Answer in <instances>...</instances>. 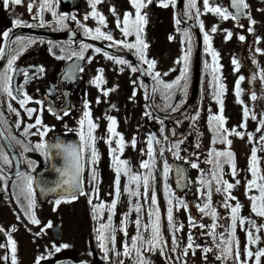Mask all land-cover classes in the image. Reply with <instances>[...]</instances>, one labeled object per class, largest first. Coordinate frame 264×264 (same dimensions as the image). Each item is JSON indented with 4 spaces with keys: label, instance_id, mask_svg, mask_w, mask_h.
<instances>
[{
    "label": "flooded vegetation",
    "instance_id": "flooded-vegetation-1",
    "mask_svg": "<svg viewBox=\"0 0 264 264\" xmlns=\"http://www.w3.org/2000/svg\"><path fill=\"white\" fill-rule=\"evenodd\" d=\"M166 2L169 4L168 7H164L161 0H151V3H147L145 0L146 7L141 10V14L146 15L147 18L142 34V38L147 44L144 56L148 61H155L156 68L162 66V70H156V73L160 74L158 78L155 77V69L149 68V65L140 59V53L136 49H128L123 44L114 43L115 41L136 42L135 34L127 37L123 35L122 23L119 27L117 26V20L122 21L127 13H132L134 18L136 10L131 0H101V3L96 5L95 11L105 17L103 25L99 23L98 18L92 16L91 0H68L65 4L62 3V0H50L53 5L52 11L45 9L43 12L39 7L43 0H22L21 4L16 5L17 9L14 7V10L11 6L9 12L0 13V50L5 53L4 57L0 58V73L7 69L11 56L17 57L13 64L16 71L9 73L12 76L11 87L16 99H12L0 91V166L2 167V169L0 168V261L3 264H13L12 245L9 237L16 244V264H24L20 249L25 235L35 236L39 243V240H44V227L48 222L52 224V227L48 229L53 237L61 241L65 231L63 224H59L56 220L63 207L68 208L81 204L89 209V216L92 217L94 212L96 219L91 223L92 232L94 236L96 230L98 238L97 229L102 224L100 216L103 211L107 210V207L105 206L106 210L103 209L102 213L98 215L95 206L106 202V194L103 191L107 184V173L112 177L116 173V170L113 169L115 168L114 155L121 160L133 161L136 158L139 139L138 121L142 122L140 140L142 139V130L151 128V132L157 136L165 151V148L172 146V142H174L171 141V134H176V129L180 126L190 125L194 116L199 113L203 101L201 85V106L192 117L191 111L183 118L170 123L155 116L149 101L150 82L141 75L138 67L141 65L146 77L153 81L155 91L153 89L152 103L159 112L171 114L188 103L192 86L189 98L186 100L188 89L184 85L187 83V79H181L179 85H175V80H170L174 67L171 68L169 63L171 57L165 56V53L167 46L173 44L170 42L174 38L171 32L175 29H190L196 40L194 59L189 62L191 48L189 38H186L185 43L181 46L182 53H177L173 63L174 66L177 63L178 67L184 65L182 59L190 49L189 69L186 76L190 75L193 69L194 77L197 36L189 24H183L180 17L173 14L171 0H166ZM29 5H32L31 11H29ZM112 9L115 11L113 12ZM197 11L195 7L192 12L195 18H187L194 21L200 28L202 15L200 12L197 15ZM53 12L56 13L55 16L52 14ZM59 16L65 17L64 25L57 23ZM85 16L88 18L85 19ZM41 19L43 24H41ZM17 20L21 21L19 25L16 23ZM97 27L104 33L111 34L113 41L103 38L94 39ZM22 29L32 33L19 34L10 39L12 33ZM85 29L92 31L90 34H86ZM4 32L8 33V39L4 37ZM83 45L90 46L83 50V58L72 55L73 52L79 53ZM96 48L101 51L96 52ZM210 51L209 59L211 60ZM159 54L161 57H155ZM117 59L126 60L128 63L118 64L116 63ZM204 59L205 56L202 58V62ZM133 67L138 70L133 72ZM209 67H211V61ZM40 68L43 69L42 72L39 71ZM69 70L72 72L70 78L67 75ZM100 70H103V81L98 85L96 78L101 75ZM24 71H27V76L24 75ZM161 81L175 86L172 89H165ZM17 88L21 89L19 93L16 91ZM25 93L31 99L22 106L19 101L25 98ZM28 109L36 111L29 115ZM85 112L91 113V120L97 125L93 135L95 136L98 159L94 164L91 162V148L85 147L80 135V121L84 119ZM109 117L116 120V132L123 136L124 148L122 152L119 151V136H113L109 132L111 126ZM187 117H189L188 120H186ZM37 119H40L42 123L36 124ZM83 130L87 133L86 123ZM5 139L9 140L16 149L19 162L10 152ZM58 139V145L84 149L82 152L84 164L81 174L83 186L81 192L84 194L79 193L75 200H72L71 196L50 198L43 204L36 196L34 182L36 175L51 165L49 143ZM133 140L135 141L134 145ZM39 144L47 145V147L38 148ZM113 149L117 151L113 153ZM5 156L9 163H5ZM63 159L68 161V154ZM93 171L95 179H93ZM13 173H17V175L9 176ZM28 177L32 178L31 192L27 189ZM124 177L126 178L127 175ZM88 191H91L92 195L90 198H84ZM57 200L61 201L59 205L56 204ZM30 201L34 202L31 207ZM10 203L14 213L12 220L8 221L5 211L11 208ZM31 215H34L40 223H32ZM46 218H49V221ZM53 219L55 221H52ZM112 225L116 229V223L111 221V228L106 231V236H113ZM87 227L88 225L85 224V228ZM93 227H95L94 230ZM55 231H60V236L56 237ZM111 240L109 238L103 242L99 241L106 247L109 246L120 261L123 255L118 251L120 243L116 248L114 243L110 244ZM56 257L58 258L50 261L41 258L35 259V263L54 264L58 260L70 258L76 262L102 264L97 260L74 259L66 254H59Z\"/></svg>",
    "mask_w": 264,
    "mask_h": 264
},
{
    "label": "rangeland",
    "instance_id": "rangeland-1",
    "mask_svg": "<svg viewBox=\"0 0 264 264\" xmlns=\"http://www.w3.org/2000/svg\"><path fill=\"white\" fill-rule=\"evenodd\" d=\"M245 1L248 5V17L246 20L237 22L236 19H232L231 16L228 19H222L219 15L208 12L204 7V0H195V7L201 13V22L204 25L203 32H201L202 37L204 38L205 33L211 37V60L209 59V46L208 43L205 42V39L204 47L206 46V48H203V55L205 56L203 61L204 65L201 60L202 75L200 85L203 95L202 106L199 113L194 117L193 129L190 128L191 130L186 137L175 141L176 143H174L173 146L165 148V151L163 150V145L159 143L157 136L151 132V128H144L142 130V139L140 140L139 134L142 122L138 121L139 139L137 142V156L133 161L126 159L122 160L127 161L130 174H138L142 177L145 175L149 176L148 188L145 189L143 182L141 181V186L139 188L140 194L138 196L130 195L128 189L131 188L132 191H135L136 185H130L128 176L125 178L123 174H120V195L117 199L115 195L117 173H115L114 177L107 173V184L103 191L104 194H106V202L104 205L107 207V210L105 207L104 209L106 211H103L100 216V218H102L101 223H108L109 220L116 223V229L114 225H112L114 230L113 236L115 237L114 240H111L110 244L114 243V247L117 248L118 243H120L118 251L123 254L124 244L127 243L130 249V254L127 256L123 254L119 261L118 256H115L109 246L107 247L108 251L105 253V249L101 247V242L97 238L96 230L94 236L92 232L91 223L93 220L95 221L96 215L93 212L92 217L89 216V209L85 205L81 206V204H76L71 207L69 206L68 208L63 207L58 213L59 218L56 221L59 224H63L65 231L61 241L53 237L48 229L49 227H47L49 222L44 227V240H39V243L35 236L25 235L21 244L22 248L20 249L22 251L21 255L24 264H36L35 259L39 258L50 261L58 258L56 256L59 254L70 255L78 260H97L102 262V264H118L119 262L120 264H139L140 260L147 261V264H171L173 260L168 256V243L165 245V252H161L158 251L157 248L150 250V245L137 241V247L140 249V255L138 256L136 249L132 248V242L138 232L141 233L145 239L150 238V230L144 231L143 228H140L139 231L134 222L137 219H140L142 225H150L154 217L150 216L149 213L156 210L159 211L161 217V234L164 233L165 227L162 226V222L164 216L167 218V211H163L166 207L167 209L169 208L168 200L171 198L174 203L177 197L174 190L169 188L168 185V175L172 176V164L178 159L177 154L180 157L179 159L188 162L190 171L193 172H191L190 189L188 194L181 198L178 196L180 202H184V205L187 207H184L178 202L176 205L178 210H172V223L175 225V234L186 238L187 245L191 242L192 248H186L187 255H191L189 261L178 260L175 264L218 263V260L214 257L213 259L210 258V251L205 252L204 250L209 249V247L213 249L214 245H212L213 243H211L212 241L210 238L214 236L211 235L210 237L209 234L213 231L215 233V238L219 241L218 246H223L225 240L233 239L231 209L230 207L224 209V207L220 205L221 200L223 205L225 203H228L231 206H235L237 203L240 205L239 219L237 220L238 227L234 230V233L237 234V240L234 236L232 249L235 254L237 253V250L239 251V257L241 261L243 260V264H255L256 257L253 256L249 259L245 250L246 248H250L253 253L259 250H264V217L253 212V201L250 197L259 195V192L258 189L255 188L249 191L247 183L256 179L252 176L250 170L253 150H255L257 156L259 173L260 175H264V127H262V123H264V79L260 78L264 75V2L258 3L254 0ZM179 2L180 0H171V10L175 16H179ZM10 6L11 4L8 6L5 4V0H0V13L9 12ZM209 6L226 8L232 15L228 0H209ZM195 7H190L189 0H184V17L195 18V15L192 13L193 10H195ZM187 19L189 20V18ZM253 21H255V23H253ZM192 22L198 26L194 21ZM214 26L217 30L212 32L211 29ZM199 29L201 31L202 28L200 27ZM229 32L232 34L231 38H228ZM185 33H188V35L186 36ZM171 35L174 36V38L170 40L173 44L167 46L165 56L171 57L169 63L171 68L174 67L170 80L177 81V79L184 74V65L178 67L176 63L174 66V58L177 57V53H182L181 46L185 43L186 38H189L191 48L189 62H192L194 59L196 40L190 29H175L171 32ZM241 35L245 37L244 40L239 39ZM212 51L219 54L216 60L213 59ZM157 56L161 57L160 54L155 57ZM233 60L238 62V68L236 64L233 63ZM210 61L211 67H209ZM214 67H218L219 69V71L215 73V76L217 77L215 80L213 79ZM154 69L156 73V70H162V66L160 65L159 68L154 66ZM192 77L193 69L191 74L186 76V87L188 89L186 92V100H188L190 95ZM240 77H243L244 79L241 80ZM238 83L240 89L239 95H237ZM220 85L224 86L222 91ZM253 93L256 95L255 100L251 98ZM220 101L223 102V116L225 118L224 128L228 129L229 132L234 130L242 134V138L237 135L226 136L227 140H231V145H228L227 143L214 144V141H217L215 135L216 132L214 131L215 122L210 121V118L213 115L220 114ZM245 108L248 109L247 117L244 116ZM245 124L246 126H244ZM242 127L249 128V133L244 135ZM151 137H155L152 143L153 153L151 157L154 159L155 163L154 166L150 167V170L144 169L140 165L142 162L150 160L148 141ZM177 144L179 145L178 149L175 147ZM214 151H231L234 154V162L236 165L235 176L232 175L231 163L227 164L225 161H222L224 160V157H221L220 160L223 163L221 180L234 185L230 191L231 197H235V199L229 198L228 193L225 191H223L225 196H222L219 193L221 191H216V187L211 195V203L213 204V209H215L217 213V217L216 219H210L205 216L204 213L200 212L197 206L189 203L188 199L197 202V198L203 195L201 193H205L209 190L208 184H201L200 181L201 179L210 181L209 179H206V175L212 171L207 169V167L209 168L211 166L207 161L210 159L214 160L213 155H211ZM160 152L162 153L164 162L168 166L167 176H165V169L162 170L160 174H157L154 169L159 161ZM193 163L198 164V167L193 168ZM213 163L215 167V161ZM111 168L112 165L110 170ZM113 169L115 170V168ZM237 181H239V183H237ZM257 182L264 183V181L260 180H257ZM160 183L166 184L164 188L165 190L162 194H159L158 191L159 186L157 184ZM224 187H226V185L222 184V189ZM184 194L179 195L181 196ZM91 195L92 192L88 191L84 198H90ZM153 197H155V203H153ZM113 202L116 203V208L110 210V205ZM215 203L218 207L215 206ZM163 204H165L166 207H164ZM136 206H140L139 212L135 211ZM222 211L227 213L225 217H222L224 215ZM5 213L8 221H11L14 213L12 204L11 208L5 211ZM220 213H222V216ZM178 215H180V217ZM125 217H127L126 222ZM46 219L49 221V218ZM52 221L55 220L53 219ZM241 221H243V223H241ZM85 224L88 225L87 228H85ZM193 224H195V227ZM213 224L216 225L214 230L211 227ZM97 225L99 226V223H97ZM181 225H183V228L180 227ZM200 225H204L205 227L202 228ZM125 228L127 234H125ZM257 228L259 231H257ZM94 229L95 227H93V230ZM248 231H252L255 237H259L256 244H250L248 242ZM185 232H187L188 235H185ZM189 237H191V241L189 240ZM222 239L223 244L221 245ZM65 245L67 247H65ZM57 247L60 248V251H56ZM211 260L214 262L211 263ZM0 264L3 263L0 261ZM260 264H264V257H260Z\"/></svg>",
    "mask_w": 264,
    "mask_h": 264
},
{
    "label": "snow or ice",
    "instance_id": "snow-or-ice-1",
    "mask_svg": "<svg viewBox=\"0 0 264 264\" xmlns=\"http://www.w3.org/2000/svg\"><path fill=\"white\" fill-rule=\"evenodd\" d=\"M14 3L16 5H19L22 3V0H5V4L7 5V3ZM101 3V0H91V4H92V8H93V12H92V16L98 18L99 23L100 24H105V17L100 14L99 12L95 11L96 5ZM132 5L135 8V16L133 18V14L132 13H127L125 14L124 18L122 21L117 20V26L119 27L120 24H123V27L121 28V31L123 33V35L125 37L130 36L135 34L136 36V42L135 43H125L124 41H115L114 43L117 44H123L124 47L128 48V49H136L139 53H140V59L149 65V68H154L155 66V61H148L145 56H144V50L147 48V44L144 42L143 38H142V34H143V29H144V25H146L147 23V18L146 15H142L141 14V10L146 7V3L145 0H131ZM147 3H151V0H147ZM161 3L164 7H168L169 4L168 2H166V0H161ZM230 4L231 7L236 9L237 11H239L241 8H247L248 5L245 3V0H230ZM189 5L190 7H195V0H189ZM41 12H43L45 9H47L48 11H52V7L53 5L50 3V0H43V3L39 6ZM204 7L208 12H212L215 13L217 15H219L222 19H228L230 16L232 19H236V16H232L231 13L228 12V10L226 8H222L219 6L216 7H210L209 6V0H204ZM32 9V5H29V11H31ZM112 11L114 12L115 9H112ZM54 16L56 15L55 12L52 13ZM197 15H199V11H197ZM88 17L85 16V19H87ZM72 19H75V17H72ZM65 22V17L64 16H59L57 19V23H59L60 25H64ZM179 23V21H177ZM16 23L19 25L21 23V21L17 20ZM253 23H255V21H253ZM41 24H43V20L41 19ZM29 27H31V25H28ZM203 23L201 22L200 27L203 28ZM217 29L214 26L211 31L215 32ZM91 29H85L86 34H90L91 33ZM4 37L6 39H8V33L4 32L3 33ZM185 35L187 36L188 33H185ZM231 33H228V38H231ZM94 39H106L108 41H113V37L111 34H107L104 33L103 31H101V29L99 27H97L95 29V36L93 37ZM204 39L205 42L208 43L209 46V50L211 49V44H210V40L211 37L205 33L204 34ZM240 40H244L245 37L244 36H240L239 37ZM34 42V41H32ZM88 47H90L89 45H83L82 46V50L79 53L73 52L72 55H77L80 58H83V50L87 49ZM96 52H100L101 49L96 48L95 49ZM259 51V49H258ZM189 54H190V49L189 52H186L183 60H184V74H182V76L177 79V81L175 82V85H179L180 84V80L181 79H186V74L188 71V60H189ZM5 53L3 52V50H0V58L4 57ZM105 55H107V53H105ZM212 56L213 59L216 60V58H218L219 54L216 53L215 51H212ZM17 57L15 55L11 56V59L8 60V67L7 69L3 72L0 73V91L6 93L9 97H11L12 99H16L15 96H13V90L11 87V81H12V76L9 73L15 72L16 69L13 68V64L15 62V59ZM63 58V57H60ZM110 59L112 57H109ZM116 63L118 64H127L128 61L123 60V59H117ZM233 63L236 64L237 68L239 67V64L237 61L233 60ZM81 71L83 69H80ZM138 69L133 67L132 71L135 72ZM39 71H43L42 68L39 69ZM101 71V75L98 76L96 78V83L99 85V83H101L103 81V76H102V71ZM219 69L218 67H214L213 68V79L215 80L217 77L215 76V73L218 72ZM24 75L27 76V71H24ZM68 77L70 78L72 75L71 70H69L68 72ZM160 76L159 73H155V77L158 78ZM261 79H264V75H262L260 77ZM241 80H243V77H240ZM161 83L163 84V87L165 89H172L175 85L174 84H170V83H163V81H161ZM184 87H186V83L184 85ZM223 85H220L221 91L223 90ZM17 93H19L21 91L20 88L16 89ZM155 91V89H154ZM240 94V89H239V83L237 84V95ZM25 98L21 99L19 101V103L23 106L25 103L28 102V100H30V97H27V94L25 93ZM105 95H107V92H105ZM251 98L253 100L256 99V95L255 93L252 94ZM39 103V102H38ZM220 114L219 115H213L210 118V121L215 122L214 124V131L217 133V138L219 139V141L221 143H227L228 145H231V140H227L226 139V135H237V136H241L242 138V134L240 132H236V131H231L229 132L228 129L224 128V124H225V118L223 116V102L220 101ZM9 107H11L9 105ZM51 111V109H49ZM14 111V110H13ZM28 114L31 115L33 112H35V109H28ZM18 114V113H17ZM67 114V113H65ZM244 116L247 117L248 116V109L245 108L244 109ZM109 120L111 121V126L109 128V132L113 135V136H119V151L122 152L123 148H124V139L123 136L120 135L119 133L116 132V120L112 117H109ZM42 121L40 119L36 120V124H41ZM85 123L87 124V133L84 132L83 130V126L85 125ZM80 125H81V139L84 141V145L85 147H90L91 148V162L94 164L97 159H98V154L96 152L95 149V136L93 135V131L94 129L97 127V125L95 123H93V121L91 120V113L90 112H85L84 113V119H82L80 121ZM246 126V124L244 125ZM262 127H264V123H262ZM43 134V133H42ZM155 139V137H151L148 141L149 144V155H150V160L149 161H145L142 162V164L140 165L142 168L144 169H149L150 167L154 166V159H152V153H153V149H152V143L153 140ZM109 143H111V141L109 140ZM158 143V141H157ZM135 144V141L133 140V145ZM38 148H46L47 145L44 144H39L37 145ZM57 148H62L63 151L65 153L68 154V164L67 167L65 168V170L63 171V175L65 177H67V179H65L63 181L64 184H68L70 189L75 192L77 189H79V176L80 173L83 169V156H82V152L84 151L83 148L80 147H74V146H63V145H56ZM175 147L178 149L179 145H175ZM117 150L113 149V153H115ZM211 155H213L214 160L210 159L207 161V163L212 164L215 161V165L216 168L219 169L220 171H213L211 173L213 179H215L216 184L217 185H226V187L223 188V191L227 192L229 195V198L231 199H235V197H231V189L234 187L233 184L228 183L227 181H222L221 180V174H222V162L220 160L221 157L226 158V162L231 163V168H232V175L235 176L236 175V165L234 162V154L231 151H224V152H213ZM177 158L179 159L180 157L177 154ZM114 159V164H115V170L117 173V179L115 181V195L117 197V199L119 198L120 195V187H119V176L121 173H123L124 175L128 176V181L129 184H135L136 185V190L132 191L131 188L128 189L130 195L133 196H138L139 193V188L141 186V181L143 182V186L145 189L148 188L149 186V176L145 175V176H141L138 174H130V170L127 166V161L121 160L119 159L118 156L113 157ZM4 161L5 163H9L7 157H4ZM193 168H197L198 164L193 163L192 164ZM251 174L253 177H255L256 179L251 180L250 182L247 183V188L249 191H251L253 188L258 189L259 195H254L251 196L250 199L253 201L252 203V210L253 212H255L257 215L264 217V183H258L257 180L260 181H264V175H260L258 167H257V156L255 153V150H253V154L251 156ZM167 172H168V166L165 163V176H167ZM95 172L93 171V179H95ZM201 184H205L207 183L209 186V191L207 192V197H208V202L205 203L202 207L201 206H197L199 208V211L202 213H205L207 215H211L213 217V219H216L217 217V213L215 211V209H212L211 207V181H205L204 179H201ZM237 183H239V181H237ZM27 189L29 192H31L32 189V178L28 177L27 179ZM54 190V189H53ZM216 191L219 192L221 191L220 187L216 188ZM80 194H84L83 192H80ZM203 194V193H201ZM146 195V193H145ZM77 198V196L75 194H73L71 196L72 200H75ZM70 202V201H69ZM91 202V201H90ZM34 202L30 201V207ZM61 203L60 200L56 201V204L59 205ZM153 203H155V197H153ZM172 199L170 198L168 200V204H169V208L167 211V220L169 221V224L172 226L174 232H173V239H175V225L172 223L173 221V211H172ZM183 205V202H180ZM184 207H187L186 205H183ZM224 207H230L231 209V227L233 229L232 232V237L234 239V230L237 224V220L239 219V212H240V205L237 203L235 206H231L228 203H225L223 205ZM98 212V215L100 213H102L103 209L105 208V205L103 203L96 205L95 206ZM111 209H115L116 208V203L113 202L110 205ZM135 211L139 212L140 211V206H136ZM150 216H153L154 219H152L151 224H143L141 223L140 219H137L134 223L136 224L137 228H143L144 231H149L151 233L150 238L145 239V237L138 232V235L136 237L133 238V242H132V248L136 249L137 255H140V249L137 247V241H140L142 243H146L148 245L151 246V248H158L161 246V244L163 243L162 241V235H161V225H160V213L158 210L154 211V212H150L149 213ZM32 223L34 224H39L40 221L38 219L35 218L34 215L30 216ZM127 221V217H125V222ZM241 223H243V221H241ZM252 223V222H250ZM193 226L195 227V224H193ZM47 227H52L51 223L49 222V224L47 225ZM181 228H183V225L180 226ZM200 227H205L204 225H200ZM212 229L214 230L216 225L213 224ZM111 228V220H109L108 224H101L100 228L97 229L99 236L98 239L101 240L102 242L105 241L106 239H112L114 240V236H106L105 233L108 229ZM114 231V230H113ZM125 234H127L126 228L124 229ZM257 231H259V229L257 228ZM211 235H215L214 231L212 233H209ZM248 236V242L250 244H256L259 240V237H255L252 231H248L247 233ZM233 239H229V240H225L224 243L226 245V248L223 249L225 255L230 256L232 253V244H233ZM9 240L11 242L12 245V261L13 264H16L15 262V251H16V244L14 240H11V238L9 237ZM189 240L191 241V237H189ZM65 247H67L65 245ZM101 247L105 249V252L108 251L106 245L104 243H101ZM188 248H192V243L190 242L187 246ZM150 248V250H151ZM56 251H60V248L57 247ZM205 252L211 251V249H205ZM246 255L249 259H251L253 256L256 257L255 260V264H260V257H264V250H259L255 253H253L251 251L250 248H246ZM124 255H129L130 254V249L127 243L124 244ZM185 255H187V249H185L184 252ZM237 259H239V251L237 250L236 253ZM218 258H222V257H218ZM4 259H7V257H4ZM139 264H147V261L144 260H140ZM241 264H243V262H241Z\"/></svg>",
    "mask_w": 264,
    "mask_h": 264
},
{
    "label": "water",
    "instance_id": "water-1",
    "mask_svg": "<svg viewBox=\"0 0 264 264\" xmlns=\"http://www.w3.org/2000/svg\"><path fill=\"white\" fill-rule=\"evenodd\" d=\"M68 0H62V3L65 4ZM229 1V7L232 11L233 15L236 16V20L238 22H241L243 20H246L248 17V10L247 8H241L239 11L231 7L230 0ZM258 3H263L264 0H254ZM183 3L184 0H180L179 7H178V13L181 21L183 24H190L197 36L198 40V48L195 55V63H194V77H193V83H192V92L191 97L188 101V103L178 110L175 113L171 114H163L159 112L152 103L153 98V89L154 84L153 81L146 77L144 69L141 65H139V70L141 75H143L151 85V91H150V105L153 108V113L155 116L166 120L167 122L172 123L173 121H176L178 119L183 118L186 116L189 112L192 111L191 117L197 113V111L200 109L201 106V96H200V82H201V60H202V52H203V37L200 29L198 26H196L192 21L188 20L183 15ZM246 3V1H245ZM31 34L32 32H29L28 30L22 29V30H16L14 33L11 34L10 39L13 38L16 35L19 34ZM195 107V108H193ZM186 129H176V134H171V141L182 139L185 136ZM58 140H52L49 143V152L51 155V165L46 168L45 170L39 172L36 175L35 182H34V189L36 190V196L38 200L41 203H46L50 198H61V197H68L72 196L73 194L78 195L82 189V183H81V174L79 176V189H77L75 192H73L68 184H64L63 181L67 179L63 175V171L67 167L68 161L64 160L63 158L66 156L67 153L63 151L62 148H57L56 145H58ZM67 141V140H66ZM5 143L7 147L9 148L10 152L14 156L15 160L19 162V157L16 149L14 146L5 139ZM66 146V145H65ZM51 148V151H50ZM2 169V167L0 166ZM5 170V169H4ZM6 171V170H5ZM17 173L9 174V176H15ZM172 177L173 182L175 185L176 190L180 194H184L186 191L189 190L190 187V169L186 161L184 160H177L173 163L172 167ZM54 189V190H53ZM56 237L60 236V231H55ZM54 264H89L88 262L82 261V262H76L73 259L66 258L62 260L56 261Z\"/></svg>",
    "mask_w": 264,
    "mask_h": 264
},
{
    "label": "trees",
    "instance_id": "trees-1",
    "mask_svg": "<svg viewBox=\"0 0 264 264\" xmlns=\"http://www.w3.org/2000/svg\"><path fill=\"white\" fill-rule=\"evenodd\" d=\"M11 4V6L14 8H16L17 9V7H16V4H14V3H7V6L8 5H10ZM10 6V7H11ZM232 15H233V13H232ZM234 16V15H233ZM202 30V32H203V28L201 29ZM195 117V116H194ZM188 118L189 117H187L186 118V120H188ZM193 122H194V118L192 119V121H191V124L190 125H183V126H180L179 128L180 129H186V133H185V136H187V134L189 133V131L191 130V129H193ZM191 128V129H190ZM242 129H243V134L244 135H246V134H248L249 133V128H245V127H242ZM215 135H216V137H217V133H215ZM226 136H228L227 134H225ZM184 138V137H183ZM179 140V139H178ZM175 141H177V140H174V142H172V146H173V144L174 143H176ZM219 143H221L220 141H219V139L217 138V141H214V144H219ZM178 160V159H177ZM176 160V161H177ZM222 161H225L226 162V158H224V160H222ZM187 162V161H186ZM227 164H229V162H226ZM165 162H164V159H163V156H162V153L160 152L159 153V161H158V163H157V166L156 167H154V169L156 170V173L157 174H160L161 172H162V170H164L165 169ZM187 164H188V162H187ZM223 164V163H222ZM188 166H189V164H188ZM172 167H173V165H172ZM207 167V166H206ZM214 163H212L211 164V166L208 168L207 167V169H209V170H212L209 174H207L206 175V179H209L210 181H211V195H212V193L214 192V190H215V188L216 187H220L221 188V192H219L222 196H225L224 195V192H223V189H222V184L221 185H217L216 184V181H215V179H213V177H212V175H211V173L213 172V171H217V172H219L220 170L219 169H217L216 168V166L214 167ZM150 169V168H149ZM190 169V168H189ZM151 170V169H150ZM191 172H193V171H190V180H191ZM221 178V177H220ZM168 179H169V181H168V185H169V188H171V189H173L174 190V192L176 193V195H177V197H176V200H175V202L172 204V210H175V211H177L178 210V207L176 206L177 204H178V202H180V200H179V198H181V197H184L185 195H187L188 194V191H186L185 192V194L184 195H179L180 193L176 190V188H175V185H173L174 184V182H173V177L172 176H170V175H168ZM158 186H159V194H162L163 192H164V188H165V183H163V184H157ZM152 188H153V185H152ZM189 189H190V187H189ZM209 191V190H208ZM207 191V192H208ZM207 192H205V193H203V195L201 196V197H199V198H197V202H195L194 200H189L188 199V201H189V203H191V204H194L195 206H203L205 203H207L208 202V197H207ZM179 193V194H178ZM178 196H179V198H178ZM190 197V196H189ZM206 197V198H205ZM205 198V199H204ZM193 199V198H192ZM183 205H184V202H183ZM220 205H222L223 206V204H222V200L220 201ZM163 206L164 207H166L165 206V204H163ZM215 206L216 207H218L217 206V204L215 203ZM211 207H212V209H213V204L211 203ZM224 207V206H223ZM224 209H226V207H224ZM166 211H168V209H167V207L164 209V211L163 212H166ZM223 212V216H222V213H220L221 214V216L222 217H225L226 215H227V213L225 212V211H222ZM204 215L205 216H207L208 218H210V219H212L213 217L211 216V215H207V214H205L204 213ZM179 217H180V215H178ZM238 222V221H237ZM162 226L163 227H165L164 228V233L163 234H161L162 235V241H163V243L161 244V246L160 247H158L157 248V250L158 251H161V252H165V248H166V244L168 243V250H169V255L168 256H170L171 257V259L173 260L172 261V263L171 264H175L178 260L179 261H181V260H186V261H189V258H191V255H185L184 254V249H186L187 248V244H186V242H187V239L186 238H183V237H181V236H179V235H177V234H175L174 233V235H175V239H173V232H174V230H173V228H172V226L169 224V221L167 220V218H166V216H164L163 217V222H162ZM238 227V225L236 224V227L235 228H237ZM139 231H140V229H139ZM215 234V233H214ZM138 235V234H137ZM185 235H188V233L187 232H185ZM235 236V239L237 240V234H235L234 235ZM210 237H211V234H210ZM211 239V243H213L212 245H214L213 246V249H211L210 247V249H211V251H210V258H212L213 259V257L215 258V259H217L218 260V263L217 264H241V262L243 261H241V259H240V257H239V259H237V256H236V254H235V252H234V250L232 249V253H231V255L230 256H228V255H225V253H224V251H223V249H225L226 248V245H225V243H224V245L223 246H218V240H217V238H215V235H214V237H212V238H210ZM223 244V239L221 240V245ZM211 245V246H212ZM152 250H154L153 248H151ZM218 257H222V258H218ZM214 261L213 260H211V263H213Z\"/></svg>",
    "mask_w": 264,
    "mask_h": 264
},
{
    "label": "clouds",
    "instance_id": "clouds-1",
    "mask_svg": "<svg viewBox=\"0 0 264 264\" xmlns=\"http://www.w3.org/2000/svg\"><path fill=\"white\" fill-rule=\"evenodd\" d=\"M203 58V57H202Z\"/></svg>",
    "mask_w": 264,
    "mask_h": 264
}]
</instances>
